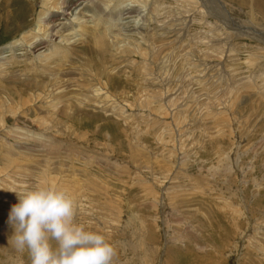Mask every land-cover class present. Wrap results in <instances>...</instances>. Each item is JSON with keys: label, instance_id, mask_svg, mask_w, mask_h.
<instances>
[{"label": "rangeland", "instance_id": "rangeland-1", "mask_svg": "<svg viewBox=\"0 0 264 264\" xmlns=\"http://www.w3.org/2000/svg\"><path fill=\"white\" fill-rule=\"evenodd\" d=\"M216 1L104 0L102 41L61 48L58 70L40 58L58 40L26 33L43 0H0V50L26 36L0 60V264H29L8 217L36 186L73 198L112 264H264V0ZM55 71L82 87L55 90Z\"/></svg>", "mask_w": 264, "mask_h": 264}, {"label": "clouds", "instance_id": "clouds-1", "mask_svg": "<svg viewBox=\"0 0 264 264\" xmlns=\"http://www.w3.org/2000/svg\"><path fill=\"white\" fill-rule=\"evenodd\" d=\"M16 194L9 242L16 252H27L29 264H112L114 247L75 223L76 205L65 191L36 186Z\"/></svg>", "mask_w": 264, "mask_h": 264}, {"label": "bare ground", "instance_id": "bare-ground-1", "mask_svg": "<svg viewBox=\"0 0 264 264\" xmlns=\"http://www.w3.org/2000/svg\"><path fill=\"white\" fill-rule=\"evenodd\" d=\"M82 1H85V0H61V2H60V0H43L42 6H43L45 12L48 13V16L47 15L43 16V14H42L41 18L39 17L38 21L36 22L37 24H36L35 30L31 29L28 32H26L27 35H29V36H31L32 34L38 35L39 37H36V38H39V39L42 36V38L40 40H45L46 42H50L51 44H53L56 40H58L56 45L54 44L55 46L51 47V49H52V50H50L51 53L48 50V52H49L48 54L50 55V58L48 56L47 57L46 56L45 57L40 56V58H43L45 60V61H43V64H46L47 67L54 68V69L58 67V70H61L62 67H63V69L66 67V63L64 60H58L57 62H55V60L53 59V56H55V54H61L60 55L61 59H72L68 56V53L66 54V52H59V51H62L61 48H64L65 46L70 47V46L76 45L77 43H85L86 41L98 44V43H100V41H102L104 35H102L101 33L92 34V31L90 28H93V30L94 29L96 30L97 29L96 25L99 27L100 23H102L103 20H102V18L99 17L98 12L101 9L102 4L103 5L105 4L104 0H92V1L89 0V2H87V4L88 5L91 4V6L89 5L90 7L88 9H86V11L83 10ZM208 1L211 2V4L213 3L215 6L219 7L222 10V7L220 5L216 4V2H217L216 0H208ZM254 1L255 0H252V2H254ZM101 2H103V3L101 4ZM92 4H94L95 8L92 7ZM85 7H87V5ZM73 12H77V13L73 14ZM104 12H105V9H103V11H101V14H103ZM224 15H225V13L222 12L221 16L223 18H227L226 15L225 16ZM68 16L70 17L69 19L67 18ZM103 16L104 15H102V17ZM63 18H64V20H66V22L71 27L67 31L68 33H65V34H63V36L59 37V35L61 34V30H62L61 29L62 27H60V26L65 24V23L56 24L54 22L58 21L59 19L63 20ZM148 18H150V17H148ZM19 19L21 20V15L19 16ZM49 19H51V22L47 23V21ZM54 19H55V21H54ZM108 19H110V18H108ZM144 20H146V19H144ZM108 21L109 20H107L105 22V20H104L105 23L104 22L103 23L105 25L106 24L108 25L110 23V22L108 23ZM90 23L92 26L90 25ZM53 24H55V25H53ZM101 25H103V24H101ZM235 27L236 28L233 27L234 28L233 30L235 32L239 33L240 35L251 34V36L252 35L255 36V34L258 32V28H257V30H254L253 26L247 27V28H249L250 32L247 31L246 29H244L243 27L237 25V24H235ZM231 28L232 27H230V29ZM104 30H106V29L103 28L102 31H104ZM102 31H100V32H102ZM36 38H33V39L35 40ZM25 39H26V36H24L22 34L20 41L21 42L25 41ZM98 39H101V40H98ZM81 40H85V41H81ZM21 42L15 41V42L11 43L8 48L0 50V60L2 59V56L4 55V53H6L8 51L10 52L12 50L14 52L17 50V48L23 49L24 46L22 47V45H20ZM39 43H40V41H39ZM41 43L44 44L43 41H41ZM36 45H37V43H35L34 45L30 44V46H28L26 43L25 49H26V47H35ZM12 62H14V60H12ZM2 66L3 65H1V67H0V71H1V69H3ZM55 72L56 73L48 72V75L50 76V78L48 79V82H47V84H49L50 82H56V85H50V87L54 88L55 90H58V91L61 90L62 92H64L65 90H67L69 88L72 91H76L78 88L80 89L82 87V86H80V84L78 83V81L76 79L72 78L75 76L74 73H69V74L61 73V76L59 77V71H55ZM107 74H109L108 71H107ZM103 76L106 79L109 78V77H106L105 75H103ZM7 81L9 82V80H7ZM36 81L33 80L32 81L33 83H29V85H34V86L36 85L35 87L39 88L38 86L41 83L36 82ZM31 88H32V86H31ZM103 90L106 91L105 88H103ZM103 90L101 88H92L91 89V95L94 98L95 103L103 104L102 101L105 99L107 100L109 98L108 94L106 95L105 92H102ZM38 96H40V94ZM50 96H51V94L47 93V95L45 97L47 99ZM29 102L30 101L27 100V101H24L23 103L28 104ZM113 105H114V103H113ZM111 108L114 109V108H116V106L111 107ZM118 117H120V116H118ZM124 120H126V119H124Z\"/></svg>", "mask_w": 264, "mask_h": 264}]
</instances>
